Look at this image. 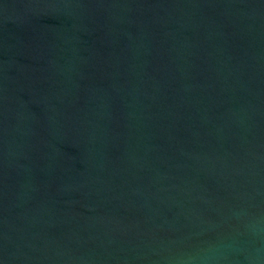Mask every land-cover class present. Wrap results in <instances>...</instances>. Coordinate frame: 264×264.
I'll list each match as a JSON object with an SVG mask.
<instances>
[{"label": "water", "instance_id": "obj_1", "mask_svg": "<svg viewBox=\"0 0 264 264\" xmlns=\"http://www.w3.org/2000/svg\"><path fill=\"white\" fill-rule=\"evenodd\" d=\"M0 264H264V0H0Z\"/></svg>", "mask_w": 264, "mask_h": 264}]
</instances>
